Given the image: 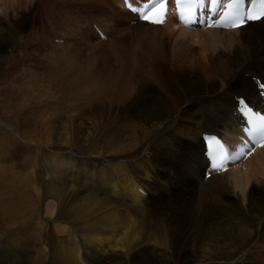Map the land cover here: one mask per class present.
Here are the masks:
<instances>
[{
  "label": "bare ground",
  "instance_id": "1",
  "mask_svg": "<svg viewBox=\"0 0 264 264\" xmlns=\"http://www.w3.org/2000/svg\"><path fill=\"white\" fill-rule=\"evenodd\" d=\"M15 1L18 4H21L22 0H12V2ZM85 1L87 2L88 0ZM115 1L117 4L120 3L118 5H120L121 9L113 11L115 14L118 11L120 12L116 15L113 14V18L116 17L117 19L118 17H121L122 13L123 16L118 19L119 24H122L124 27L126 26V28L139 23L140 33L143 34L144 37L145 35H149V38L151 41L155 42V44H157L156 41L157 38H159L158 35L162 29L171 32V34L175 33L174 35H176L177 38H180V40L181 38L188 39L189 37L195 38L206 35L210 36V34H213L215 40L224 43V45L233 51V54L225 55L220 51L221 49L219 51L222 54H218L217 52L215 56L212 54L209 58L210 63H212L210 65V73L208 72V76H211V78L205 77L207 78L206 81L203 78L205 82H199L201 84L200 86L197 83L189 86V89L187 90L183 88V92L180 94H178V91H175L172 86H169V82L161 80L159 74H157L155 70H151V68L153 69V62L144 65L133 55L134 53L129 55V58L124 57L126 59L125 61H123L124 58H121L120 61L119 57L114 59L112 63L118 60V63H116L118 64V69H116V67H110L109 70H104L103 72H77V75H73V77L68 67H62L60 64H53L49 66L50 76L47 77L50 81L45 82V85H41V83L37 82L38 79H36L37 83H35L36 77L33 78L34 74L31 71L28 73L30 75V77L28 76L29 79L28 77H25L21 80L18 75L15 76L14 74L18 72L16 71L17 62H19L15 60V58L12 57L11 60L13 65L11 63L4 64V71H2L3 73L0 77V110L4 113L3 115L14 114L15 118L10 122L5 123L4 120L6 119L0 115V219L3 223L0 225V233L5 232L6 230L9 231L6 234L8 235V238L5 239L6 243L3 244L7 249L0 250V253H2L0 259L3 264H30L29 258L31 257H26L24 252L20 253V251H23V243L18 239L20 233L27 232L28 234L23 236H31L34 227L36 230L40 231L37 233V236L41 238L34 237L31 241L28 239L29 245H35L36 243L35 246L37 247L46 246L48 248L50 245H47L46 242H48L50 238L57 237L54 230H52V222L48 220L51 218L48 217H46L48 219H44V217L38 218L43 224L38 222L39 220L36 224L33 223L32 225L34 227L32 228V231L23 229L28 226H19L14 230H11L21 223H25L30 219L32 220L33 217L37 215L39 208L33 201V199L36 201L35 191L32 188H28L26 192V189L21 187L23 186L22 184L26 186L29 185L27 175L23 178H21L20 175L17 177L19 173L16 171L15 167L9 165L10 162L5 163L2 161V159L7 158L3 155L8 150V145L5 144V139L10 143V141H14V137L17 135L16 137H20L25 143L28 142L32 145H36V142H42L43 132H41V128H38L39 122L41 121L39 120V117L37 118L36 116L38 110H40L39 105H46L49 108H54L56 110L60 109L62 111L61 113L65 114V117L62 118L57 117L56 113L55 116L44 122L48 124L45 130H49L48 135H52L53 141L57 144V151H51L50 148V150H47L46 153L42 154V160L40 162L41 165H43V169L48 173V176H44V178H49L43 185V194L47 197H53L60 200L62 204L65 202L68 205H72L77 211L76 215L80 214V217L74 221L81 223L82 227L80 226L78 228H84V230L79 233V236L83 239L82 246L84 247L85 255L92 261L98 262V264H106V262L110 264H176L174 255L176 247V232L172 230V232H167L165 228L163 229L165 224L162 222L161 218L153 220L157 208L156 200L160 191L173 189L179 190L183 185L178 177L172 176L173 171L168 162L169 155L174 153H172L171 150L174 149L176 153L178 151V146L183 148L184 151H179L173 156L174 159H177V162L180 161V164L184 165L187 170H190V175L195 173V170H198L199 167L204 169L206 160L202 152V132H223L227 139H235V136L239 133L238 124L240 120L233 114V109L236 103L234 94L245 95L252 100L259 99L258 90L252 80V76H260L264 79V17H261L260 20L249 21L243 27L233 29L218 27L204 28L200 25L189 27L182 22H175L173 16H170L164 24L155 25L139 20H135L134 23H131L130 21L134 18L133 14L122 6L121 0ZM2 6L7 13L9 8L8 0H0V13L2 11ZM46 10H50L49 15L52 18H55L58 13L54 10V6H50L46 8ZM94 17L97 21L92 20V22L101 26L107 33L108 37H112L113 33L115 42L118 35L117 32L106 27V24L103 25V23L100 22L101 20L99 21L98 16L95 15ZM197 28H209V30L207 32H195ZM91 29L98 37L94 29ZM16 36L17 41H19L17 32ZM54 37H59V35L55 34L53 38ZM140 37L141 36L139 35V38ZM159 41L161 42V40ZM26 43V41L23 43V47H26ZM96 43L98 44L100 41ZM210 43H208L209 46H211ZM215 45L216 43L214 46ZM18 47L21 49L20 44H18ZM64 48L65 46L63 44L52 43L49 45L47 51H42L40 53L49 52V49L62 52ZM223 48L225 47L222 45V51L224 50ZM24 50L27 51L26 48ZM70 51H73V49ZM57 55L61 54L58 53ZM52 59L61 61L62 57H52ZM209 61L207 62L209 63ZM28 70L30 69H24V73L27 74L26 71ZM143 75H147L148 79L157 81L160 91L159 93H151L147 91L148 82L147 80L142 81ZM204 75L206 74L204 73ZM51 76L54 80H58L52 82V80L49 79ZM166 84L168 86H166ZM252 86H255L256 88L254 92L251 90ZM104 105L108 106V111L106 112L103 110ZM65 106L67 107L66 111L64 109L66 108ZM91 114L94 115L93 118L95 119L90 117ZM40 125H42V123ZM13 126L22 127V132L15 130ZM73 149L76 150L75 153H79L77 155L84 158L87 154L93 155L91 154L92 149L94 156L95 153L100 155L108 153L109 158L107 165L110 170V172L108 171V173H110V176H108L109 180H105L108 179L107 176L104 177L105 175L102 176L103 178L100 177L101 175H95V180L87 183V185H85V187H87L82 189L83 187L81 188L77 182L80 179L79 174L74 173L79 170L80 167L78 166L79 163L75 164L78 159L75 160L73 159L74 157L70 156V151H73ZM23 157L25 158V156ZM70 157L71 160L69 161L68 159H70ZM85 161L87 162V160ZM86 162L85 165L88 163ZM237 163L234 164L235 167L230 165L229 168L232 169L234 167V170H239L243 173L241 176L245 177L246 181L243 182L237 179V184L239 183L247 187V185H250L249 182L251 181L249 173L254 166H262L263 168L261 170L264 174V144L256 147L248 157ZM87 166L88 165H86V167ZM102 168L106 169L105 166H102ZM229 168L220 173H225ZM26 170L28 173H31L33 168ZM40 172L42 173L43 171L40 170ZM83 172H85V169ZM106 172L107 171H105V173ZM230 172L232 174V171ZM213 174L214 173H212L211 176ZM222 175L223 174H221V176ZM83 176L85 177V174H83ZM224 177L225 176L223 175V178ZM32 178L34 179V176H32ZM257 178L259 177L257 176ZM227 179L229 181L230 178ZM103 180L106 181V184H103ZM100 190L104 191L103 193L106 192L102 202L97 200L100 196V193L99 195L97 193ZM214 190H212V192H215ZM230 190L232 189L230 188ZM205 191L206 190L204 189V192ZM84 192L87 193L85 194ZM66 195L70 196L69 199L72 200V202H69V200H62L65 199L64 197H66ZM215 195L217 196V194ZM243 195L244 193L242 196ZM253 198L255 197L250 198L252 206L250 211H253L254 215L251 213L249 214L251 217L253 215L251 221L252 224L256 226L255 229L248 228V225L244 224L243 221L237 223V221L233 219L228 224L232 225L234 230H236V238L232 239L231 235H227L228 232H225V234L224 228L222 231V227L220 226L211 230L210 237L218 242L217 245L225 244V246L230 245L238 247L243 244L242 246H244V248L249 245L246 250H249V248L254 246V248H261L264 252V217L260 216L264 210V197L263 199H260V201L259 199ZM200 201L201 200H199V202ZM208 201L209 200L207 199V203ZM202 203L204 204L203 200ZM202 203L200 202L201 205ZM104 208H109V210L106 209L108 212H104ZM219 209L221 210V208ZM44 210H46L47 215L49 214L52 216L55 212L53 202H47ZM99 211L101 212L100 214ZM85 216H88L87 219ZM197 217L198 216H196V218ZM174 218H172L173 221ZM178 218H175V222L178 220L180 221ZM182 218L184 219L185 217L182 216ZM69 219H63L60 222H56V225H62V222L66 221V223L69 222L68 228L71 229L72 224L70 223L71 219ZM44 220L45 223L43 222ZM74 223L73 225H75ZM92 228H94L93 231H91ZM65 229H67V227L62 226L59 228V231H65ZM19 230L22 231L17 233ZM50 230L51 233L48 232ZM4 237L5 236L0 238V240L4 239ZM227 239L231 243H229ZM149 251H151L150 253L155 251V253L159 254H155L156 256L151 258L147 256V252ZM243 252L244 251L241 253ZM249 253L246 255H249ZM32 254L35 256L36 251L35 253L32 251ZM80 254L78 248L73 247L69 250L58 244L53 247L52 255L54 260L52 262L53 264H83V258L81 259ZM215 256L216 255L213 254L210 258ZM31 261L33 264L35 259L32 257ZM44 261L45 263L50 264L48 253L45 255ZM194 261L195 260L191 257H184L181 260V264H193ZM230 261L228 262L230 263ZM261 262L264 264V257ZM36 264H44V262L37 257ZM257 264H260V262Z\"/></svg>",
  "mask_w": 264,
  "mask_h": 264
},
{
  "label": "rangeland",
  "instance_id": "2",
  "mask_svg": "<svg viewBox=\"0 0 264 264\" xmlns=\"http://www.w3.org/2000/svg\"><path fill=\"white\" fill-rule=\"evenodd\" d=\"M84 1L85 0H22L21 4H18L16 1L12 2V0L11 1L8 0L9 8L7 10V13L3 9V6H2V11L0 13V17H1L0 18V77L2 76V73H3L2 71H4V68H3L4 64H7V63L12 64V62H11L12 57L15 58V60L19 61V62H17V70H16L18 72H16L14 74L15 76L18 75L19 79L23 80L25 77H28V76L30 77V75L28 73L31 71L34 74L33 78L36 77L35 83L39 82V83H41V85H45V82L50 81V80H48L47 77L50 76L49 66H51L53 64H60L62 67H65V66L68 67V69L71 71L72 77H73V75L74 76L77 75V72L78 73H90V72L92 73V72H98V71L103 72L104 70H109L110 67H116V69H118V67H117L118 64H116V63H118L117 62L118 60H116L114 63H112L114 61V59H117L119 57L120 58L119 60L121 61V58H124V57L129 58V55L134 53L133 55L139 61H141L144 65H146L149 62H153V64H152L153 69L151 68V70H155V72H157V74H159V77L161 80H163L164 82H169V86H172L173 89L175 91H178V94H180L181 92H183V88H185L187 90V89H189V86H191L193 84H197V83L200 86L201 85L200 83H203L206 81L207 78H205V77L211 78V76H208L209 75L208 72L210 73V65L212 63H210L209 58L212 54L215 56L216 52L219 54L220 51L225 55L233 54V51L231 49H229L226 45H224V43H222L221 41H216L215 36L213 34H210V36L206 35V36L195 37V38L189 37L188 39L181 38V40H180V38H177L176 35H174L175 33L171 34V32H169L167 30L164 31L162 29L159 33L160 36L158 35L159 38H157V41H156L157 44H155V42L151 41V39L149 38L150 37L149 35H145V37H146L145 38L144 35L140 33L139 23L137 25L129 26L130 28L129 27L126 28V26L124 27V26H122V24L121 25L119 24L118 19H120L123 16L122 13H121V17H118L117 19H116V17L113 18V14L116 15L117 13L118 14L120 13L118 11L115 14L113 11L121 9L120 5H118L119 3L117 4V2L115 0H101V1L100 0H94V1L88 0L90 2H88V1L84 2ZM103 2H105L106 4ZM50 6H54V10H56V12H58L55 18H52L49 15L50 10H46V8H48ZM95 15L98 16L99 21L101 20L100 22L103 23V25L106 24L105 25L106 27L110 28L112 31L117 32L118 35L116 37L117 39L115 42H114L115 38H114L113 33H112V37L109 36V38L101 39V40H99L97 38V36L95 35V33H93V31L91 29V21L96 20L94 17ZM124 17H126V16H124ZM129 17H131V16H129ZM107 20H109V21H107ZM110 22H111V25H110ZM10 24L12 27L10 26ZM137 29L139 30V32ZM208 30H209V28L208 29L197 28L195 30V32H200V31H206L207 32ZM16 32L18 33V40L19 41H17ZM55 34L60 35L65 39L64 44L68 50L65 47L62 52H58L54 49H49V52L40 53L42 51H47L46 47L48 45H50L51 42L52 43L55 42V41H52L53 40L52 37ZM139 35L141 36L140 38H139ZM172 35H174V36H172ZM210 37H212V38H210ZM148 40H150V41H148ZM159 40H161V42ZM210 40H212L214 42V44L215 43H216V45L218 44L217 47H216V45L214 46L213 42ZM25 41L27 42L25 44L26 47H23L24 46L23 43H25ZM99 41H100V43L97 44L96 42H99ZM176 41H177V43H176ZM93 42H95V43H93ZM263 42H264V40H263ZM208 43H210V45L211 46L213 45V46L212 47L209 46ZM18 44L21 45V49H19ZM157 45H159V46H157ZM222 45H223V47H225V48H223L225 51L224 50L222 51ZM218 46L219 47L221 46V47L219 48ZM213 47H215L216 50ZM25 48L27 49V51L24 50ZM72 49H73V51H70ZM31 52H33V53H31ZM58 53L61 55H57ZM222 53H220V54H222ZM54 54H55V56H54ZM48 55H50V56H48ZM59 56L62 57L61 61H58L57 59H55V60L52 59V57H59ZM125 58L123 59V61L126 60ZM205 59H207V60H205ZM207 61H209V63ZM205 64H207V65H205ZM152 65H151V67H152ZM201 67H202V69H201ZM27 68L30 69V70L26 71L28 75L26 73H24L25 72L24 69H27ZM204 69H206V70H204ZM204 73L206 75H204ZM202 74H203V76H202ZM29 77H28V79H29ZM203 78L205 81L203 80ZM36 79H38L37 82H36ZM49 79H51L52 82L58 80V79L54 80V78L52 76ZM143 80H145V81L147 80V82H148V85H147V91L148 92H151V93H159L160 92L159 88H158L157 81H153V79H148L147 75H143L142 81ZM192 80L193 81L195 80V81L193 82ZM33 83H34V81H33ZM167 84H166V86H168ZM251 90L254 92V90H256L255 86H252ZM39 107H40V110H38V114L36 116H37V118L39 117V120L41 121V122H39L38 128L39 129L41 128V132H43V135H42L43 141L42 142H36V145H32L28 142L25 143L20 137H16L17 135L14 137L15 139L13 142L10 141V143H9V141L5 139V144L8 145V146L6 145L8 147V150L3 155L6 156L7 158L2 159V161L5 163L10 162L11 164L9 163V165H12L13 167H15L16 171L19 173L17 175V177H19V175H20V177L23 178V177H26V175H27V177H28L27 180H29V185L26 186V185L22 184L23 186H21V187H23V189H26V192H27L28 188H32L35 191L36 201L33 199V197L29 193L28 194L33 199V201L37 204V206L39 208V210L37 211V215H35L32 220L30 219L29 221H27L28 223L27 222L21 223L18 226H15L11 230H14L16 227H19V226H28V227L23 228V229H25V230L27 229L29 231H32V228L34 227L32 224L33 223L36 224V222L39 220L38 218H40V217L41 218L44 217V219L46 217L51 218V219H48V218H46V219H48L52 222V224H53L52 230H54L57 237L50 238L48 240V242H46L47 245H50L48 248L46 246L37 247V246H35L36 243H35V245H29L28 244V239H30V241H31L34 237L41 238V237L37 236V233L40 231L36 230L35 227H34V230H33L31 236H23V235L28 234L27 232H24V233H20L21 236L19 235V237H18V239L21 240L23 243V251H20V253L24 252V254H26V257H31V258H29L30 264H32L31 263L32 257L35 259V262L33 264H36V258L37 257L39 258V260L42 259L44 264H47L44 261L45 255L47 253H48V258L50 260V264H53V262H52L54 260L53 255H52L53 247L57 246L58 244H60L61 247H66L69 250H71L73 247L78 248L79 252L81 253L80 257H81V259L83 258L82 259L83 264H95V263L98 264V262L92 261L91 259H89L84 253V247L82 246L83 245V239L81 236H79V233H81L84 230V228H81V229L78 228L80 226L82 227L81 223L74 221L78 217H80V214L76 215L77 211H76L75 207H73L72 205H68L65 202H64V204H62L60 200L53 198V197H47L46 195L43 194V192H44L43 185L45 182L48 181L49 178L48 177L44 178V176H48V173H47V171H45L43 169V165H41V162H40L42 160V154L46 153V151L50 150V148H51V151H57L56 150L57 144L53 141L52 135H48L49 130L48 131L45 130V128L48 126V124H46L44 122L46 120L52 118L53 116H55L56 113H57V117H62V118L65 117V114L61 113L62 111L60 109L56 110L54 108H49L46 105L41 104V105H39ZM92 107H94V106H92ZM103 107H104L103 110L105 112L108 111L107 105H104ZM64 109L66 111L67 107ZM3 114L4 113L0 110V115H2L6 119V120H4L5 123L10 122L11 120H13V118H15L14 114H8V115H3ZM93 116L94 115L91 114L90 117L92 119H95V118H93ZM32 119H33V117H32ZM41 123H42V125H40ZM14 128H15V130L20 131V132H22L21 130L23 129L22 127H14ZM11 135H12V133H11ZM177 148H178V151L176 153H175L174 149L171 150V152L172 153L174 152V153L169 155L168 162H169L170 168L173 171L172 176L178 177V179L180 180L181 183H183V185L181 186V188L179 190L173 189V190H167V191H162V190L160 191V194L157 196V200H156V207L157 208L155 210V216L153 218V220H155L156 218L157 219L161 218L162 222L165 224L163 229L165 228L167 232H172V231L176 232V236H175V246L176 247L174 250L176 264H181V260L184 257L193 258L195 260L193 262V264H209V263L213 264V262H214V264H257L258 262H260V264H262L261 260H263L264 252L262 251L261 248H259V247L254 248V246H252L251 248H249V250H250L249 251V250H246V249H248L249 245L246 246L245 248H244V246H242L243 244L238 246L239 248L236 246H230V245L225 246V244L224 245L223 244L217 245L218 242L215 241L214 239H212L210 237V234H211V230L216 229V227L220 226V227H222V231L224 228V233L228 232L227 235H231L232 239L236 238V232H235L236 230H234V227L232 225L228 224L233 219L235 221H237V223L243 221L244 224L248 225V228H251V229L254 228L255 229L256 226H254V224H252V221H251V218L253 217L254 212L250 211V208L252 207L251 202H250L251 201L250 198L255 197L253 199H259V201H260V199H263V197H264V174L261 170L263 167L262 166H260V167L254 166L252 168V170L249 173L250 174L249 175L250 180H251L249 182L250 185H247V187L242 185V184H239V183L237 184V179H239L243 182H245L246 179H245V177L241 176V175H243V173L241 171L234 170L235 165H232L234 167L232 169L229 168V170H227L225 173H220V174L214 173L212 176H210L211 178L209 177L210 179L207 178V180H208L207 181V180H204V176H203L204 170L201 167H199L198 170H195V173L190 175L191 174L190 170H187L184 165L180 164V161L177 162L176 161L177 159H174L173 155H176L179 151L182 152V150H183V148L180 146H178ZM91 151L90 152L93 155L87 154L85 157L86 159L82 156L80 157V155H77L79 153H75L76 150L73 149V151H70V156L74 157L73 159H75V160L78 159L77 161H79V162L76 161L75 164L79 163L78 166H80V167L84 166L83 168L81 167L83 169V171L85 169V172H83L82 169L79 167V170L74 172V173L79 174L80 179L77 182L81 188L83 187L82 189H85L87 187V186L85 187V185H87V183L91 182L92 180H95L97 175L98 176L101 175L100 176L101 178H103L102 177L103 175H105L104 177L107 176L108 179H105L106 181L109 180L108 176H110V173H108V171L110 172V170H109V167L107 165L109 154L104 153V154L100 155V154L95 153V156H96L95 157L93 149ZM103 155H104V157H103ZM23 156H25V158ZM84 159L87 160L88 163ZM23 160H25V161H23ZM68 160L70 161L71 157ZM82 160H84V161H82ZM85 162L87 163L86 165H88L89 167L88 166L86 167ZM89 162H91V163H89ZM25 164L28 166H26ZM38 165H39V168H38ZM94 166L96 167V169H99V170H96ZM102 166L106 167L107 170L104 168L105 171H107L106 173H105L104 169L102 168ZM30 168H33V170H31V173H28L26 169H30ZM86 168H88V169H86ZM89 168L91 170L92 169L93 170L91 171ZM94 169H95V171H94ZM40 170H42L43 172L41 173ZM44 171H45V173H44ZM230 171H232V174ZM83 174H85V177L83 176ZM221 174H223L225 177L223 178V175L221 176ZM228 174H229V176H228ZM30 176H31V178H30ZM32 176H34V179L32 178ZM257 176L259 178H257ZM219 178H221V179H219ZM227 178H230L229 181ZM82 179H83V181H82ZM223 180H226L228 182L223 181ZM106 181L103 180V184H106L105 183ZM202 183L204 186L202 185ZM213 183H214V185H213ZM228 183H231V184H228ZM223 185H224V187H223ZM210 186H211V189H210ZM219 186H222V187H219ZM226 186H227V188H226ZM201 188H203V189H201ZM220 188L222 191L220 190ZM230 188L232 190H230ZM198 189H200V190H198ZM204 189L206 190L205 192H204ZM242 189H245L246 191L242 190ZM212 190H214L215 192H212ZM240 190H242V191H240ZM180 191H182V192H180ZM223 191H225V192H223ZM103 192L104 191L100 190L97 193L98 195L100 193V196H101V197L100 196L98 197V195H97V197H98L97 200L99 202H102L103 198L106 195V192L105 193H103ZM231 192H233V193H231ZM240 192L242 194L244 193V195L242 196V194ZM84 193L86 194L87 192H84ZM201 193H203V194H201ZM210 194H211V196H210ZM215 194H217V196ZM176 195H178V196H176ZM246 195H247V197H246ZM207 196H208V198H207ZM202 197H205V198H202ZM244 197H246V198H244ZM64 198L65 199H62L63 201L69 200V202H72V200L69 199L70 196L66 195V197H64ZM206 198L209 200L208 203H207ZM194 200H195V202H194ZM199 200H201L200 201L201 203L203 200V202H204V204L202 203L203 206L200 204ZM46 201L47 202H49V201L53 202V206H54L55 212H56V213L54 212L55 215L53 214L51 216L49 214L48 215L46 214V210H44L45 206L47 204ZM191 202H193V203H191ZM192 204H194V205H192ZM205 204H207V205H205ZM216 204H218V205H216ZM107 205H109V204H107ZM210 205H212V206H210ZM209 207H211V208H209ZM191 208L193 211L191 210ZM219 208H221V210ZM106 209H105V211L104 210L103 211L108 212L107 210H109V208L107 210ZM160 209H162V210H160ZM194 212H195V214H194ZM198 212H200V213H198ZM100 213L101 212L99 211V214ZM205 213H207V214H205ZM224 213H225V215H224ZM249 213L253 214L252 217ZM99 216H102V215H99ZM182 216L185 218L183 219ZM196 216H198L199 218L198 217L196 218ZM260 216L264 217V210ZM52 217H55V218H52ZM85 217L87 219L88 216H85ZM174 217L175 218L179 217L178 219H180V221L178 220V221H176L177 222L176 223ZM69 218L71 219L70 223L72 225L74 222H76V223H74L75 225H73V226L71 225V229L68 228L69 222L66 223V221H63L62 225L60 223H59L60 225H56V222H60L63 219H69ZM172 218H174V221L172 220ZM170 220H172V221H170ZM38 222H41V221L39 220ZM43 222L45 223V220ZM173 222H174V224H173ZM248 222L249 223L251 222V223L249 224ZM77 223H78V225L76 226ZM1 224H3V223H2V220L0 219V225ZM62 226L67 227V229H65V231H59V228ZM195 226H197V227H195ZM42 227H43V225H42ZM198 227H201V228H198ZM54 228H56V229H54ZM93 230H94V228H92L91 231H93ZM21 231L22 230H19V231H17V233H19ZM232 231H234V232H232ZM8 232L9 231L6 230L5 232L0 233V238L5 236L4 239L0 240V250L1 249L2 250L7 249V247L5 248V246H3V244L6 243L5 239L8 238V235H6ZM48 232L51 233V230ZM23 238H27V239H23ZM42 238H44V237H42ZM227 241L229 243H231L228 239H227ZM205 243H207V244H205ZM192 245H194V246H192ZM188 248H190V249H188ZM44 249H47V250H44ZM32 251H33V253H35V251H36L35 256H33ZM242 251H244V252L241 253ZM150 252L151 251L147 252L148 253L147 256H149L151 258L156 256L155 254H157V255L159 254V253H155V251H153L154 253L153 252L150 253ZM249 252H251V253H249ZM248 253H249V255H246ZM262 253H263V255H262ZM0 254H1L0 256H2V253H0ZM213 254L216 256L213 258H210V256H212ZM18 255H19V253H18ZM202 256H203V258H202ZM246 256L249 258H247ZM250 257H252V258H250ZM230 260L233 262H231ZM251 260L252 261L254 260V261L252 262ZM228 261H230V263ZM0 264H3L1 259H0ZM106 264H110V263L106 262Z\"/></svg>",
  "mask_w": 264,
  "mask_h": 264
},
{
  "label": "snow or ice",
  "instance_id": "3",
  "mask_svg": "<svg viewBox=\"0 0 264 264\" xmlns=\"http://www.w3.org/2000/svg\"><path fill=\"white\" fill-rule=\"evenodd\" d=\"M264 16V13H261L259 15H247V17L241 16L238 20L233 21L231 23L232 27H243L247 24L248 21H254V20H260L261 17ZM142 19L148 20L151 19L147 14L143 15L141 17ZM154 23H163V20L160 19H153ZM262 90H264V85H258ZM222 165H217V167H221Z\"/></svg>",
  "mask_w": 264,
  "mask_h": 264
}]
</instances>
